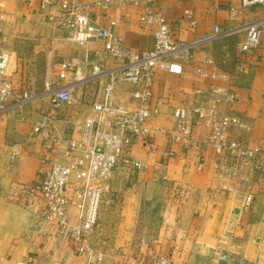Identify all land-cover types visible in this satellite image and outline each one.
Wrapping results in <instances>:
<instances>
[{
	"label": "crops",
	"instance_id": "0c3cea01",
	"mask_svg": "<svg viewBox=\"0 0 264 264\" xmlns=\"http://www.w3.org/2000/svg\"><path fill=\"white\" fill-rule=\"evenodd\" d=\"M5 2L10 17L2 24V40L11 53L9 73L14 91L8 108L0 111V264H18L24 259L38 264H85L69 247L50 242L31 213L12 200L10 191L18 183L38 179L41 167L48 170L64 157L67 141L80 135L93 104L103 98L106 72L119 63L105 57L101 39L85 44L73 41L71 31L49 22L38 4ZM161 6L174 25L175 39L193 44L194 60L186 63L178 58L158 70L153 97L147 104L153 112L149 124L174 127L173 109L192 104L195 89L209 83L198 73L197 65L210 57L231 74V80L223 84L239 96L233 112L253 124L249 134L239 130L232 134L264 155V35L262 46L252 54L242 55L237 49L245 40L246 26L264 16V5L244 7L241 0H162ZM142 10V6L131 4L91 8L98 25L107 26L115 20V32L136 52L155 44L154 29L141 25ZM216 26L220 34H216ZM65 59L77 64L68 78L76 83L77 102L58 110L53 129L61 137V147L51 151L33 132L50 108L51 96L45 94L21 105H14V100L24 92L44 89L47 81L57 84ZM242 59L245 70L239 72ZM94 64H102L103 73L98 77L93 76ZM135 88L129 82L118 85L116 99L130 110L140 106L131 97ZM156 144L152 152L139 142L131 148L130 158L147 163V168L132 172L120 163L114 172L112 188L118 202L102 205L95 233V242L106 252L102 264H128L131 256H146L151 251L168 255L179 264H227L221 254H230V264H240L242 258L264 264V173L246 167L237 177L228 178L224 169L233 168L234 162L216 161L204 126L196 128L189 149L175 145L174 155L167 154L170 147L162 132H156ZM14 152L17 156L12 159ZM224 185L233 189H224ZM183 187L187 194L176 195L175 190ZM248 193L253 194L254 203L245 210Z\"/></svg>",
	"mask_w": 264,
	"mask_h": 264
},
{
	"label": "built area",
	"instance_id": "2783aa9c",
	"mask_svg": "<svg viewBox=\"0 0 264 264\" xmlns=\"http://www.w3.org/2000/svg\"><path fill=\"white\" fill-rule=\"evenodd\" d=\"M29 6L39 5L40 13L55 26L71 31V38L79 44L95 39L105 43V57L114 58L119 65L107 71L108 81L100 102L93 104L91 113L85 118L80 135L72 137L65 147L64 157L53 162L50 169L41 167L38 179L22 182L11 188L10 196L31 213L37 226L50 242L57 241L61 247H69L85 264H102L106 252L100 243L95 242V233L101 223V209L104 203L115 206L117 193L112 188L116 168L124 163L132 172L148 167L147 163L132 160L131 148L139 142L151 152L157 148L156 132H162L169 143L167 154L174 155L173 147L181 145L189 149L195 141L196 128L204 126L207 142L216 155L217 162L233 161L234 167L224 169L228 178L237 177L246 167L264 173V155L259 149H252L245 139L234 136L233 130L243 134L252 132L253 124L235 112L233 107L239 101L238 94L223 83L231 80V74L222 71L213 58H206L197 65L201 76L210 81L205 87L195 89L192 104H183L172 111L174 127L167 129L149 124L153 112L147 106L153 97V86L158 70L166 63L178 58L184 62L194 60L193 44L178 42L175 39L174 25L161 6L162 0H25ZM242 6L264 5V0H241ZM118 5H139L143 7L140 22L143 28H153L154 47L143 52L127 48L115 32L116 21L107 26L94 22L93 6L112 7ZM186 15L192 18L190 10ZM10 14L6 11L5 0H0V111L8 108V98L13 95L14 80L9 73L11 53L2 40L3 22ZM220 34V27H215ZM264 35V16L246 26V37L238 44L242 55L252 54L262 46ZM97 54V53H96ZM77 69L74 60L61 62L58 82L47 81L46 92L51 96V106L36 122L33 132L40 137L49 150L61 147V137L53 129L58 110L63 106L76 104L74 93L76 83L68 78ZM245 61L239 66L244 72ZM103 73L102 64L93 65V76ZM121 82L135 85L132 99L140 106L128 109L118 102L116 94ZM32 96L24 92L16 97L14 105H21ZM17 153H12L15 159ZM202 165V164H201ZM224 189L232 190L224 185ZM176 195L184 197L186 188L175 190ZM254 196L248 193L244 209L253 206ZM230 264V254H221ZM18 264H38L30 260ZM128 264H179L168 255L153 251L148 255H135ZM240 264H253L240 259Z\"/></svg>",
	"mask_w": 264,
	"mask_h": 264
},
{
	"label": "rangeland",
	"instance_id": "374dc122",
	"mask_svg": "<svg viewBox=\"0 0 264 264\" xmlns=\"http://www.w3.org/2000/svg\"><path fill=\"white\" fill-rule=\"evenodd\" d=\"M45 92H46V88L36 89V90H31V92H29L28 95L32 96L30 99L40 98V97L43 98L45 96V94H47ZM24 260H26V259H24ZM21 261H23V260H21Z\"/></svg>",
	"mask_w": 264,
	"mask_h": 264
}]
</instances>
